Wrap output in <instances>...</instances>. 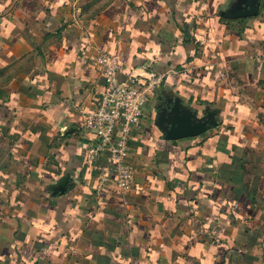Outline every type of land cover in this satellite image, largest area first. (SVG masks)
Instances as JSON below:
<instances>
[{
  "label": "crops",
  "instance_id": "crops-1",
  "mask_svg": "<svg viewBox=\"0 0 264 264\" xmlns=\"http://www.w3.org/2000/svg\"><path fill=\"white\" fill-rule=\"evenodd\" d=\"M237 1L0 0V264H264V0ZM100 53L164 74L124 196L83 157ZM172 98L217 124L164 138Z\"/></svg>",
  "mask_w": 264,
  "mask_h": 264
},
{
  "label": "built area",
  "instance_id": "built-area-1",
  "mask_svg": "<svg viewBox=\"0 0 264 264\" xmlns=\"http://www.w3.org/2000/svg\"><path fill=\"white\" fill-rule=\"evenodd\" d=\"M103 86L92 109L84 112L85 128L93 138L83 150V157L99 173L101 180L109 172L121 195L130 190L133 170L127 161L133 129L143 117V109L164 78L163 73L119 74V58L100 53L96 57Z\"/></svg>",
  "mask_w": 264,
  "mask_h": 264
},
{
  "label": "water",
  "instance_id": "water-1",
  "mask_svg": "<svg viewBox=\"0 0 264 264\" xmlns=\"http://www.w3.org/2000/svg\"><path fill=\"white\" fill-rule=\"evenodd\" d=\"M236 3L223 12L224 17L254 15L258 11L260 0H242V5L239 1ZM163 104L162 108L158 109L156 124L166 139L196 136L217 124L215 110L205 109L200 113L197 109L184 105L177 98L164 100Z\"/></svg>",
  "mask_w": 264,
  "mask_h": 264
},
{
  "label": "flooded vegetation",
  "instance_id": "flooded-vegetation-1",
  "mask_svg": "<svg viewBox=\"0 0 264 264\" xmlns=\"http://www.w3.org/2000/svg\"><path fill=\"white\" fill-rule=\"evenodd\" d=\"M163 102H164V100H162V101L160 102V105H159V106H160V107H159L160 109H161L162 106L164 105ZM159 108H158V109H159ZM158 112H159V110H158Z\"/></svg>",
  "mask_w": 264,
  "mask_h": 264
},
{
  "label": "rangeland",
  "instance_id": "rangeland-1",
  "mask_svg": "<svg viewBox=\"0 0 264 264\" xmlns=\"http://www.w3.org/2000/svg\"><path fill=\"white\" fill-rule=\"evenodd\" d=\"M146 107V104H145V106H144V108Z\"/></svg>",
  "mask_w": 264,
  "mask_h": 264
}]
</instances>
